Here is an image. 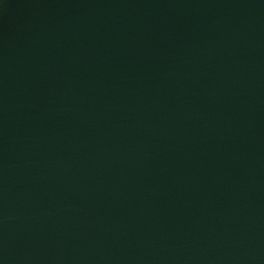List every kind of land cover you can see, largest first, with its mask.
I'll list each match as a JSON object with an SVG mask.
<instances>
[{
	"label": "water",
	"instance_id": "obj_1",
	"mask_svg": "<svg viewBox=\"0 0 264 264\" xmlns=\"http://www.w3.org/2000/svg\"><path fill=\"white\" fill-rule=\"evenodd\" d=\"M0 264H264V0H0Z\"/></svg>",
	"mask_w": 264,
	"mask_h": 264
}]
</instances>
